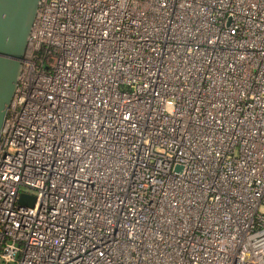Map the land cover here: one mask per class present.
<instances>
[{
	"label": "built area",
	"instance_id": "built-area-1",
	"mask_svg": "<svg viewBox=\"0 0 264 264\" xmlns=\"http://www.w3.org/2000/svg\"><path fill=\"white\" fill-rule=\"evenodd\" d=\"M0 264H264V0H39Z\"/></svg>",
	"mask_w": 264,
	"mask_h": 264
},
{
	"label": "water",
	"instance_id": "water-1",
	"mask_svg": "<svg viewBox=\"0 0 264 264\" xmlns=\"http://www.w3.org/2000/svg\"><path fill=\"white\" fill-rule=\"evenodd\" d=\"M38 4L39 0H0V130L15 93ZM18 201L32 206L34 197L22 193Z\"/></svg>",
	"mask_w": 264,
	"mask_h": 264
}]
</instances>
